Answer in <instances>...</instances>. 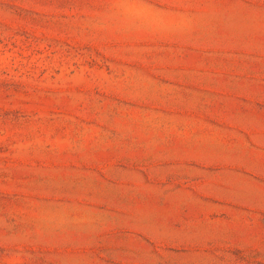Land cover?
I'll return each instance as SVG.
<instances>
[{
    "label": "rangeland",
    "instance_id": "374dc122",
    "mask_svg": "<svg viewBox=\"0 0 264 264\" xmlns=\"http://www.w3.org/2000/svg\"><path fill=\"white\" fill-rule=\"evenodd\" d=\"M238 55L264 0H0V264H264V149L195 115Z\"/></svg>",
    "mask_w": 264,
    "mask_h": 264
},
{
    "label": "crops",
    "instance_id": "0c3cea01",
    "mask_svg": "<svg viewBox=\"0 0 264 264\" xmlns=\"http://www.w3.org/2000/svg\"><path fill=\"white\" fill-rule=\"evenodd\" d=\"M228 65L225 71L233 72L226 78L195 82L196 92L201 96L213 95L216 100L202 103L195 111L200 119L213 118L232 133L252 138L258 147L242 141L243 149H264V71L255 66V62L246 56H230L221 60ZM232 64V66H229ZM221 70L224 68L212 67ZM203 100V99H202ZM209 112V113H208ZM211 113V114H210ZM197 117V116H195ZM108 248V240L106 242ZM108 258V250L106 251Z\"/></svg>",
    "mask_w": 264,
    "mask_h": 264
}]
</instances>
